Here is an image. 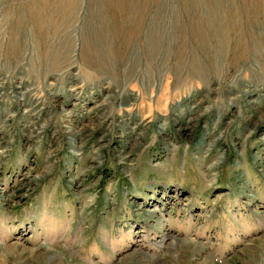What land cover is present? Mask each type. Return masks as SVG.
Returning a JSON list of instances; mask_svg holds the SVG:
<instances>
[{
  "label": "rangeland",
  "instance_id": "374dc122",
  "mask_svg": "<svg viewBox=\"0 0 264 264\" xmlns=\"http://www.w3.org/2000/svg\"><path fill=\"white\" fill-rule=\"evenodd\" d=\"M0 264H264V0H0Z\"/></svg>",
  "mask_w": 264,
  "mask_h": 264
}]
</instances>
